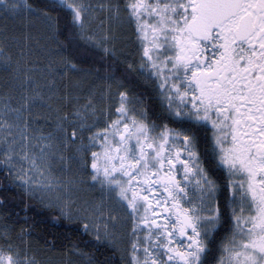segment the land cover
<instances>
[{
    "label": "flooded vegetation",
    "instance_id": "1",
    "mask_svg": "<svg viewBox=\"0 0 264 264\" xmlns=\"http://www.w3.org/2000/svg\"><path fill=\"white\" fill-rule=\"evenodd\" d=\"M115 2L131 51L107 53L132 73L97 78L94 167L126 173L135 155L140 173L155 170L170 230L191 250L174 254L187 264L202 241L229 233L247 160L264 159V0ZM4 54L0 43V71Z\"/></svg>",
    "mask_w": 264,
    "mask_h": 264
},
{
    "label": "rangeland",
    "instance_id": "2",
    "mask_svg": "<svg viewBox=\"0 0 264 264\" xmlns=\"http://www.w3.org/2000/svg\"><path fill=\"white\" fill-rule=\"evenodd\" d=\"M115 1L67 0L78 11L79 31L85 40L114 55L117 50L121 55L128 54L131 48H126L127 36L119 27L123 11L118 10ZM39 19L47 21L20 0H0V31L9 22L17 23L9 24L16 29L21 23L32 26ZM34 37L43 41L50 36L39 32ZM30 46L32 43L27 41L26 49L16 58L4 54L1 67L8 78L0 81V155L8 173L43 205L55 207L67 219L82 222L93 237L115 248L126 264H145L151 238L147 227L153 224L166 235L172 223L163 208L166 196L155 170L150 176L140 173L141 160L135 155L126 173L94 167L92 154L98 143L101 113L96 111L94 100L98 84L92 81L69 102L68 89L64 96L60 92L67 81L58 84L64 76L60 55L55 50L47 51L46 58L44 49L32 50ZM80 84L74 81L75 86ZM39 106L46 109L40 120L33 112ZM46 127L50 128L46 131ZM247 161L253 166L246 167L245 183L239 186L244 193L237 197L239 209H233L237 220L222 243L224 255L216 264H264V159ZM184 202L189 205L188 200ZM201 221L203 224L205 219ZM6 235L7 227L0 221V264L6 259L10 264L56 263L55 257L30 249L16 237L11 244L3 243L1 238ZM166 238L170 254L178 248L191 252L177 236L168 234ZM170 254L171 264H181ZM193 260L186 263H198ZM63 262L75 264L68 258Z\"/></svg>",
    "mask_w": 264,
    "mask_h": 264
},
{
    "label": "trees",
    "instance_id": "3",
    "mask_svg": "<svg viewBox=\"0 0 264 264\" xmlns=\"http://www.w3.org/2000/svg\"><path fill=\"white\" fill-rule=\"evenodd\" d=\"M24 2L34 9L44 11L50 17L52 27L47 26L49 21L42 22L39 19L32 26V23L29 25L21 23V26L15 29L9 24L16 25L17 23L7 20L9 23L3 24V30L0 31L1 46L7 54H13L15 58L23 48L26 49L27 41L32 43L30 46L32 50L33 47L36 50L39 47L44 49L46 58L48 52L55 50L60 55L64 70V76L58 80L60 81L58 84H63V80L67 81L65 87L64 85L60 87V92L64 96L65 90L68 89L69 102L72 103V96L82 93L83 89L88 87L92 81L98 84L100 81L97 78L117 77L116 79L122 81L132 73L126 62L103 52L82 37L78 31L74 9L69 5L59 0H24ZM20 27L22 28L20 29ZM22 30L26 31L21 32ZM39 32L50 37L43 41L34 37ZM29 51L31 52V50ZM5 73L7 72L0 71V81L8 78ZM128 79H130V75ZM74 81L81 83L80 86H75ZM76 87L80 88L76 89ZM60 105L65 108L69 107V104L61 103ZM45 110V107L39 106L37 110L33 109V112L40 120V117L43 116L42 111ZM49 128L46 127L45 130L47 131ZM0 221L7 227L9 234L1 238L3 243L11 244L16 237L19 242L22 240L25 244L27 243L30 249H38L55 257L53 261L56 263L54 264H66L63 262L65 258L75 264L127 263L115 248L93 237L82 222L65 218L55 207H47L25 192L8 173L1 155ZM231 222L232 218L229 219V226ZM147 228L151 238L147 246L146 252L149 256L146 258L145 264H153V262L155 264H171V259L168 256L170 252L167 236L154 228L153 224ZM139 229L141 228L139 227ZM223 237L224 234L220 232L208 243H205L198 264H216L222 258L224 255L221 248ZM170 257L173 258L171 255Z\"/></svg>",
    "mask_w": 264,
    "mask_h": 264
},
{
    "label": "water",
    "instance_id": "4",
    "mask_svg": "<svg viewBox=\"0 0 264 264\" xmlns=\"http://www.w3.org/2000/svg\"><path fill=\"white\" fill-rule=\"evenodd\" d=\"M181 222H182L183 226H188V227L192 226V224L190 223L189 218L186 214L181 215Z\"/></svg>",
    "mask_w": 264,
    "mask_h": 264
}]
</instances>
